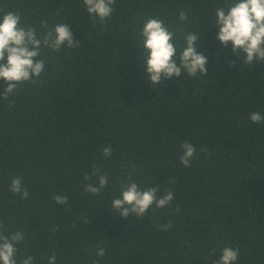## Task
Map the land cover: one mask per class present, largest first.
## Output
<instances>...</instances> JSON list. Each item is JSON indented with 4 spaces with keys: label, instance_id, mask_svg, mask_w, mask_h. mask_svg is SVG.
I'll return each instance as SVG.
<instances>
[{
    "label": "trees",
    "instance_id": "trees-1",
    "mask_svg": "<svg viewBox=\"0 0 264 264\" xmlns=\"http://www.w3.org/2000/svg\"><path fill=\"white\" fill-rule=\"evenodd\" d=\"M230 2L115 0L101 23L83 0H0V15L18 12L38 37L62 23L79 40L42 47L34 59H45V71L0 98V232L23 231L17 264L28 255L33 264L51 255L56 264H215L224 247L239 249L234 264H264V122L249 119L264 115V62L239 63L231 41L217 39L215 10ZM149 17L177 43L201 34L207 73L147 80L140 47ZM186 141L196 147L190 167L179 160ZM94 167L108 176L99 194L84 191L98 183ZM16 177L25 199L10 191ZM133 181L174 199L143 218L119 216L111 201Z\"/></svg>",
    "mask_w": 264,
    "mask_h": 264
},
{
    "label": "clouds",
    "instance_id": "clouds-1",
    "mask_svg": "<svg viewBox=\"0 0 264 264\" xmlns=\"http://www.w3.org/2000/svg\"><path fill=\"white\" fill-rule=\"evenodd\" d=\"M85 9L93 18H99L103 23L113 12L115 0H83ZM178 19H188L181 10ZM219 26L217 39L225 46L231 41V50L238 54L239 63L243 60L245 65L254 62H264V0H232L227 6H218L215 10V23ZM201 34L187 32L177 43L176 34L169 30L159 18L149 17L142 28V55L143 65L146 69L147 80L157 85L168 79H179L184 72L189 77L198 73H207V57L197 51ZM79 40H75L71 28L67 24L56 23L43 34L37 36V30L32 26L21 24V15L18 12L7 11L0 15V79L5 88L0 98L8 100L9 94H14L17 86L22 82H30L33 77H39L45 71V59L35 60L42 47L53 51H60L62 46L76 47ZM179 49V51H178ZM249 119L253 123L264 122V115L258 111L250 113ZM183 149L179 156L180 163L190 167V161L196 155V147L190 142L181 145ZM202 152L207 149L202 147ZM105 156H111V146L103 148ZM92 175L98 176V183H88L84 191L99 194L108 183L107 174H99L94 167ZM86 180L91 176L85 174ZM10 191L21 194V198L28 197V190L22 187L19 177L13 178ZM158 186L141 189L136 182L122 185L121 195L111 201V209H115L119 216L128 218L134 215L143 218L147 210L155 205L156 209L164 208L174 199L171 191L158 195ZM57 204L67 202L66 194L53 197ZM172 226L171 221L161 225L166 231ZM2 227V226H0ZM23 231H16L10 235L0 232V264H17V244L24 239ZM97 256H104L105 249L98 246ZM239 255V249L224 247L222 254L215 264H234ZM31 255L20 259L19 264H33ZM48 264H56V256L47 258Z\"/></svg>",
    "mask_w": 264,
    "mask_h": 264
}]
</instances>
